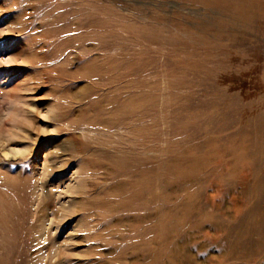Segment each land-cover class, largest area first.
Wrapping results in <instances>:
<instances>
[{
    "label": "rangeland",
    "instance_id": "rangeland-1",
    "mask_svg": "<svg viewBox=\"0 0 264 264\" xmlns=\"http://www.w3.org/2000/svg\"><path fill=\"white\" fill-rule=\"evenodd\" d=\"M263 143L264 0H0V264H264Z\"/></svg>",
    "mask_w": 264,
    "mask_h": 264
},
{
    "label": "bare ground",
    "instance_id": "bare-ground-1",
    "mask_svg": "<svg viewBox=\"0 0 264 264\" xmlns=\"http://www.w3.org/2000/svg\"><path fill=\"white\" fill-rule=\"evenodd\" d=\"M199 1V0H198ZM209 1V0H208ZM212 2H213V0H212ZM220 2V1H219ZM226 2V1H225ZM238 2H240V1H238ZM200 4L201 5H203L201 2H200ZM208 4H210L209 2H208ZM213 4V3H212ZM216 4H218V3H216ZM254 4V3H253ZM252 5V4H251ZM205 6V5H204ZM207 7H210V6H208V5H206ZM221 6H224V5H221ZM249 6H250V4H249ZM253 6H255V4L253 5ZM257 6H259V5H257ZM212 7V6H211ZM225 7H226V5H225ZM225 7H224V9H225ZM230 7V6H229ZM252 7V6H251ZM260 7V6H259ZM216 8V7H215ZM217 8H219V7H217ZM232 8V7H231ZM221 9H222V7H221ZM239 9V8H238ZM228 10V9H227ZM241 10V9H240ZM224 11H226V10H224ZM253 14V13H252ZM242 20V19H241ZM263 145H264V143H263ZM253 147H254V145H253ZM252 147V148H253ZM237 149V148H236ZM235 149V150H236ZM253 149H255V148H253ZM243 150V149H242ZM241 150V151H242ZM239 151V150H238ZM249 151V150H248ZM242 153V152H241ZM248 155V154H247ZM246 156V155H245ZM257 161V160H256ZM252 162H253V160H252ZM259 162V161H258ZM257 163V162H256ZM260 164V163H259ZM256 166V165H255ZM263 177V176H262ZM262 180V179H261ZM264 189V188H263ZM257 191V190H256ZM261 191V190H260ZM263 192H264V190H263ZM260 193V192H259ZM260 195V194H259ZM262 195V194H261ZM259 198V197H258ZM259 200H261V198L259 199ZM256 203V202H255ZM262 203V202H261ZM258 204V203H257ZM264 205V204H263ZM254 209V208H253ZM261 222V221H260ZM242 224H244V219H243V222H239L238 224H236L235 226H234V231H238L239 229H241L242 227H241V225ZM253 224V223H252ZM256 224V223H255ZM263 224H264V221L262 220V222H261V225L263 226ZM245 225V224H244ZM233 226V225H232ZM250 227V226H249ZM252 227V226H251ZM253 229H255V228H253ZM233 230V229H232ZM263 231V230H262ZM252 232H254V230L252 231ZM258 232V231H257ZM257 234V233H256ZM249 235V234H248ZM260 235V234H259ZM251 236V235H250ZM248 237V236H247ZM231 238V237H230ZM246 238V237H245ZM249 238V237H248ZM257 239V238H256ZM261 239V238H260ZM235 243V242H234ZM236 244V243H235ZM235 244H230L232 247L235 245ZM247 244H249V243H247ZM251 244V243H250ZM246 246V245H245ZM230 247V246H229Z\"/></svg>",
    "mask_w": 264,
    "mask_h": 264
}]
</instances>
